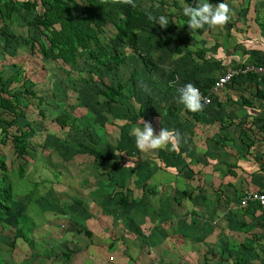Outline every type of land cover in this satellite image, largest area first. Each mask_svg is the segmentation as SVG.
<instances>
[{"label": "crops", "instance_id": "1", "mask_svg": "<svg viewBox=\"0 0 264 264\" xmlns=\"http://www.w3.org/2000/svg\"><path fill=\"white\" fill-rule=\"evenodd\" d=\"M211 1L214 7L223 2ZM190 2L192 0H171V5ZM224 2L228 3L234 15L222 27L209 28L206 25L192 33L186 23L188 17L183 12L181 18L185 23L167 26L166 33L171 36L166 38L165 45L170 44L174 48L185 45L182 40H177L180 32L191 33L196 35L193 38L199 39V43L189 49L191 59L178 63L176 77L179 83L204 87L234 65L264 64V0ZM155 53L150 63L136 52V57L125 53L123 68L115 80L116 86L103 84L104 90L98 92L105 105V121H101L102 124L91 121L96 140L92 141L89 149V173L85 170L86 159L79 154L63 152L58 163L54 158L50 161L55 168L48 184H37V187L33 184V190L23 187L19 191L18 183L22 180L11 179L8 217L18 223L23 219L30 220L33 226L28 229L31 234L23 230L27 237L32 235L30 244L22 237L14 238L19 227L17 223L12 228L11 251L7 253L22 258V264H92L89 257L96 255L105 262L114 256L116 264L144 263L146 254L139 244H134V248L139 247V261H127L121 257L123 243L129 246L130 242L126 241L134 240L136 235L126 236L118 232L113 236L111 230L107 231L114 224L120 227L126 223V214L114 217L110 210L132 206L137 209L136 225L156 222L158 211L164 216L160 224H166L170 217L173 227L180 225L178 234L183 244L180 255L185 264H232L233 258L238 260L239 257L250 258L252 264H264V217L254 205H238L243 194L264 191V166L257 167L259 163L255 161L253 152L237 154L238 139L227 133L223 125L227 122L221 120L228 113L235 118L234 124H245L251 119V114L264 110V97L259 95L261 91L257 90L258 96H253V106L251 94L242 92L240 88L231 89L238 83L255 85L264 76H241L227 89L217 92L209 106L202 111L191 112L179 102V96L168 85L175 73L173 65L176 59L172 60L170 56L168 60L159 49ZM260 85H263L261 81ZM106 86L119 90V94L108 99ZM238 95L242 96L233 106L231 101ZM98 96L95 102L101 104ZM216 98L219 102L213 103ZM238 105L242 107V114H238ZM113 109L117 115H113ZM90 111L93 118L95 110ZM63 115H58L57 124H64L66 115ZM141 117L152 123L157 134L162 127L179 131L178 151L168 150L171 148L169 145L168 149L141 152L131 134L134 127H142ZM26 126L22 128L27 129ZM29 135L35 136L33 132ZM27 137L24 141L26 151L30 143ZM262 157L264 160V154ZM19 172L17 168L16 174ZM24 172L21 170L19 177ZM179 176L183 185H187L183 193L189 192V198L182 197L181 191L175 187ZM145 177L155 179L143 190L141 186L140 192L135 184H144L142 178ZM114 188L120 196L128 193L127 201L120 203L118 199L116 203H110L111 189ZM137 190L140 193L135 195ZM33 193L34 198L31 196ZM195 196L201 198L196 199ZM140 198L143 201L136 204ZM146 207L149 208L148 216L143 211ZM191 210L196 212L195 215ZM158 231L151 236L155 244L159 242ZM137 237L140 241V236Z\"/></svg>", "mask_w": 264, "mask_h": 264}, {"label": "rangeland", "instance_id": "2", "mask_svg": "<svg viewBox=\"0 0 264 264\" xmlns=\"http://www.w3.org/2000/svg\"><path fill=\"white\" fill-rule=\"evenodd\" d=\"M11 1L12 3L0 0V74L3 79H6L17 69L20 70L21 76L28 78L29 82H31L28 85H31V89L36 93L35 96L20 94V104L16 105L15 111L7 112L0 107V117L6 122L13 121L11 126H6L5 123H2L3 126H6L7 131L2 136L3 139L5 138L6 143H0V157L6 162L8 168L6 173L8 182L11 184L12 180H22L18 183L19 191L23 187H30L33 190V184L36 187L37 184H40V186L48 184L49 177L51 178V174L55 168V164H51L50 161L54 158L58 163L63 152L66 154H79L81 158L86 159L85 170L89 173V149H91L92 141L96 140V137L93 136L94 127H92L91 121L93 120V124H102L101 121H105V113H103L105 112V105L102 104V97L98 96V92L104 90L103 84L108 85L111 83L116 86L115 80L117 79V74L123 68L121 64H123L125 59V53L133 54L132 57H136L135 52H137L139 57H146L147 62L150 63L152 60L151 56H156L155 50L159 49L161 55L168 60L170 56H172V60L176 59L173 65L176 68L175 71L173 70L176 74L173 73L170 80L173 78L177 80L178 63L190 60L189 49L199 43V39L193 38L196 35L180 32L177 40H182L185 42V45L177 48L171 47L170 44L165 45V42H167L166 38L171 36L166 33L167 27L164 28L159 24H154L152 27H146L138 31L137 51H133L127 42H121L115 36L116 29L113 25H106L103 33L98 34L100 46L97 49L99 52L106 51L115 56L114 62L116 64L110 63L106 68L102 64H96L89 53L84 52L82 55H77L72 65H67L61 60L46 57L43 54V48L47 46L43 31L31 24L36 12L43 11L39 2L37 3V10L33 11V9L23 8L22 6L27 2L36 3V0ZM201 2H207V0H201ZM208 2L213 4L211 0ZM198 3L199 0H192V2L187 4L171 5V0H137L139 9L147 11L148 14L153 15L157 19L161 15L166 16L169 20L168 27L176 26L174 24L176 22L179 25L181 22L185 23L181 18L183 7L186 5L195 7ZM80 4L79 1L76 4H71V15L79 16ZM180 44L182 43L180 42ZM91 46L94 47L93 43H91ZM261 79L260 81L263 85H260V81L257 80L255 85L238 83V86H231V89L240 88L242 92L248 95L251 94V102L253 104V96H258L257 89L264 93V78ZM10 88L19 93L24 90V86L21 83H13ZM227 88H224V90ZM255 88L257 89L255 90ZM261 92L259 95L264 96ZM97 96L101 104H96L95 101L98 100ZM240 96L242 95H238L236 99H232L231 104L233 106L238 104ZM216 102H219L217 98L213 103ZM90 109L95 110L93 118L91 117ZM64 110L66 111L63 112ZM237 110H239L237 112L240 114L242 107L239 106ZM19 112L21 115H19ZM218 112L220 113V111ZM112 113L113 115L118 114L115 109H113ZM63 114L66 115L64 124H57L56 118L58 115L64 116ZM225 115V118H221V120L227 122V124H223L227 128V133L238 139L237 154L243 153V155H246L248 152V154L253 152V155L256 156L255 161L259 163L257 167L262 168L264 166L262 157L264 154V110L262 109L255 115L251 114V119L245 124L244 122L243 124H234L236 122L235 118L231 117L228 113ZM235 115L234 113L233 116ZM27 124L33 128L32 132L35 136L29 135L27 137V140L30 142L26 151L27 155H17V149L12 136L15 134L17 127H25ZM240 138L241 140H239ZM89 141L91 142L89 143ZM73 142L74 144H72ZM91 151H94V148ZM19 165L22 167L21 170L25 171L23 176L20 177V173L16 174ZM3 174L0 171V177ZM142 179L145 180L144 184H135V186L139 187V191L141 190V186L143 190L144 186L151 185V182L155 178L145 177ZM181 180L182 178L179 176L175 187L181 191L182 197L185 199L189 198L191 196L189 192L183 193L187 185L186 183L183 185ZM130 183H133L131 178L129 179ZM138 190L135 191V195L141 192ZM32 195L34 198L35 194L33 193ZM187 195L189 196L187 197ZM128 196V193L122 196L118 195L117 188L111 189L110 203L113 201L116 203L118 199L122 203L123 201H127ZM195 198L200 199L201 197L195 196ZM179 199L181 200L180 196ZM140 201H143V199L140 198L136 204ZM142 204L147 205L146 203ZM158 210L160 209L158 208ZM110 211L113 212L114 217H117V214H126L124 219L126 222L125 226L119 227L114 224L109 227L110 229H107L108 232L111 230V235L114 236L118 232L125 233L126 236L129 234L136 235L134 240L126 241L130 242L129 246L125 242L123 243V248H121V257L123 259L133 262L139 261L140 258L138 257L137 250L140 247L146 254V260L144 263L139 264H185L182 260L183 256L180 255V250L183 247L181 235L178 234L180 225L173 227L172 223L169 222L170 217L167 218L166 224H160V220L164 216L159 214L158 211L159 219L156 222L152 221L136 225L134 222L137 209H134L133 206L118 209L113 208ZM143 211L146 216L149 215V208L146 207ZM187 213H190V211H187ZM194 213L196 212L191 210V214L195 215ZM16 223L18 226H22L24 231L28 230L29 227H33L30 220L24 219L21 223H18V221H14L11 217L6 218L0 223V264H22V258L7 253L11 251L10 238H12V228H14ZM158 228L163 229L160 230ZM157 230H159L157 232L159 242L155 244L151 236ZM90 231L92 232L91 229ZM25 233L28 234L29 232L25 231ZM137 235L140 236V241ZM166 236L167 239H165ZM28 237L29 239L25 241L30 244L32 242V235ZM134 244H139V247L137 249L134 248ZM167 248L173 251L170 252ZM174 253L179 255L174 256ZM107 260L106 262H109V264H116L114 256ZM89 261L92 264H108L100 255L89 257ZM242 261L246 264L253 263V260H250V258L243 259L239 257L238 260H234L233 258L232 264H244Z\"/></svg>", "mask_w": 264, "mask_h": 264}, {"label": "trees", "instance_id": "3", "mask_svg": "<svg viewBox=\"0 0 264 264\" xmlns=\"http://www.w3.org/2000/svg\"><path fill=\"white\" fill-rule=\"evenodd\" d=\"M3 1L12 3L11 0ZM78 1L81 3L80 14L79 16L71 15V4H76ZM38 2L43 11L36 12L31 24L43 31L44 39L47 42V46L43 48V54L46 57L61 60L67 65H72L77 55H82L84 52H88L98 65L102 64L106 68L110 63L115 65V56L106 51L99 52L97 49L100 46L98 34L103 33L104 27L108 24L114 26L115 36L121 42H127L133 51H137L138 31L154 26L153 22L148 19V13L138 8L137 0H134L135 7L116 2V0H36V3L27 2L22 7L36 8L37 10ZM91 43L95 48L91 46ZM251 77L256 76L251 75ZM13 83H21L24 86L23 92L11 90L10 86ZM28 83L31 82L28 78L21 76L18 69L6 79H3L0 74V107L7 112L15 111L16 105L20 104V94L35 96L36 93ZM106 90L105 96L108 99L119 94V90H114L111 86H106ZM257 90L259 91V89ZM19 115H21L20 112ZM12 122H6L0 117L1 143H5L6 140L2 136L6 134V126H11ZM2 123H5L6 126H3ZM26 127L27 129L17 127L12 136L18 155L27 154L24 141L32 133L33 128L29 124ZM21 169L22 167L19 165L20 172ZM0 171L4 173L0 177V223H2L9 216L11 199V186L6 174L8 168L2 157H0ZM16 237L28 240V237L23 234L22 226L16 228L14 238Z\"/></svg>", "mask_w": 264, "mask_h": 264}, {"label": "clouds", "instance_id": "4", "mask_svg": "<svg viewBox=\"0 0 264 264\" xmlns=\"http://www.w3.org/2000/svg\"><path fill=\"white\" fill-rule=\"evenodd\" d=\"M116 2L135 7L134 0H116ZM183 15L188 17L186 23L193 33L204 28L206 25L209 28L222 27L230 21L234 13L224 0L215 5V7L208 0L207 2H201L199 0V3L195 7L189 5L184 6ZM148 19L153 24H159L164 28L169 24L168 18L164 15L159 16L157 19L149 14ZM177 91L179 93V102L191 112L202 111L205 104L210 102L207 97L202 95L198 87L192 83H186ZM140 124H142V127H134L131 134L135 137L136 147L141 152L168 149L169 145H171V148L168 150L178 151L181 140L179 131L162 127L157 134L152 123L144 120L143 117L140 118Z\"/></svg>", "mask_w": 264, "mask_h": 264}, {"label": "built area", "instance_id": "5", "mask_svg": "<svg viewBox=\"0 0 264 264\" xmlns=\"http://www.w3.org/2000/svg\"><path fill=\"white\" fill-rule=\"evenodd\" d=\"M264 76V64L247 63L242 65H234L230 68L223 70L216 78L208 82L204 87L197 86L204 97L210 101L205 106H209L214 95L230 85L235 79L247 75ZM169 87L179 96L178 89L183 87L185 83H179L175 78L168 82ZM204 106V108H205ZM240 207L256 206L264 217V191H249L243 194L238 201Z\"/></svg>", "mask_w": 264, "mask_h": 264}]
</instances>
